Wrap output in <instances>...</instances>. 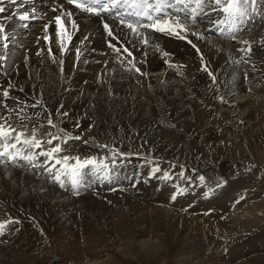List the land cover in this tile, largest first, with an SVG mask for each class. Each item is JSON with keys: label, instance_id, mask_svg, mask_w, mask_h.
<instances>
[{"label": "bare ground", "instance_id": "1", "mask_svg": "<svg viewBox=\"0 0 264 264\" xmlns=\"http://www.w3.org/2000/svg\"><path fill=\"white\" fill-rule=\"evenodd\" d=\"M24 2L26 5L20 7L6 5L8 11L1 15L27 9L35 17L21 22L12 15V21L4 25L10 37L9 59L0 70V92L8 89L9 108L16 109L18 100L20 107L28 105L24 114L39 115L33 127L45 126L50 114L63 135L81 136L61 144L72 153L82 141L103 140L122 147L128 155L119 156L122 164L112 158L114 164L105 174L98 175L91 166L83 170L84 181L76 185L70 177L61 176L63 186L53 179L56 171L62 172L61 166L56 165L50 173L41 166L43 156L0 162V223L4 224L0 264H119L116 257L103 258L113 244L120 247L119 257L132 264H151L152 260L157 264H235L232 262L245 256L240 247L230 253V261L218 260L207 251L203 235L217 229L235 234L262 223L261 196L249 197L248 202L243 201L245 206L232 213H220L215 205L211 212V203L221 201L227 191L210 190L205 197L208 188L199 189L188 177L170 176L161 167V160L187 148L208 159L239 157L243 149H249L248 144L253 146L252 136H234V130L250 122L253 131H264V59L254 53L258 49L264 57V0H256L255 5L247 6L246 15L235 18L221 10L229 0L220 6L213 0H205L202 6L185 0L167 9L176 16L195 10L196 23L189 31L180 32L186 43L175 34L150 30L153 33L145 35L143 28L137 36L118 22L105 19L119 38L117 43L107 36L97 17L78 8L59 0L56 5L49 0H18L20 5ZM58 15L60 26L55 20ZM224 20L227 22L218 27ZM23 23L28 26L23 27ZM46 36L51 40V53ZM110 40L121 48L119 53L108 46ZM61 42L65 44L63 52ZM121 45L133 55L124 52ZM247 52L250 58L243 64L242 55ZM253 64L261 66L259 73L254 72ZM209 73L216 77L215 82ZM221 97L225 101L221 102ZM37 101L39 106L31 107ZM65 112L67 115H62ZM7 115L8 110L0 106V116ZM12 116L16 125L15 112ZM46 129L52 133L49 126ZM47 138L46 134L41 140ZM242 139L243 144L239 142ZM89 184H94L89 191L73 197L78 185ZM112 187L114 191L107 194ZM190 203L196 206L185 210ZM31 204L37 210H30ZM21 205L32 216L17 224L8 222L14 208ZM203 206L210 212L200 214Z\"/></svg>", "mask_w": 264, "mask_h": 264}, {"label": "rangeland", "instance_id": "2", "mask_svg": "<svg viewBox=\"0 0 264 264\" xmlns=\"http://www.w3.org/2000/svg\"><path fill=\"white\" fill-rule=\"evenodd\" d=\"M178 10L179 8L177 9V11ZM181 12L183 11L181 10ZM150 30L152 29H145L144 30L145 35ZM149 33H153V32H149ZM240 35L243 36V33H240ZM179 40H182L184 41V43H186V39H179ZM254 53L261 56L262 60L264 59V57L262 56L263 54L260 52V50L256 49ZM249 55H250V52H247L245 55H242L243 64H245L244 59L250 58ZM253 57L255 58V56ZM249 60H252V59H249ZM204 66L206 67V65ZM253 68L256 69L254 72L259 73L261 70V66L259 64H253ZM179 73L183 75L190 74V73L185 74L184 72H179ZM244 83H246V81L243 82L242 85ZM231 98H234V97L230 96L229 99ZM223 101H225V99H223ZM223 101L221 100V102ZM230 102L233 103L234 100L232 99L230 100ZM29 116L33 117V121L32 120L25 121V123L28 124V135L31 136L32 130L35 129L36 138L42 139V137L48 133L46 132L48 131V129H46V126H48V124L45 123L46 125L45 126L43 125L44 127H41V126L39 127L38 125L36 127H33L36 125V123L34 122V119H37L36 117H39V115L37 114L36 116V113H35V115L30 114ZM53 124L56 125L55 128H52L50 126L49 127L52 129V133L56 132L57 134L58 130H61V129L57 127V124L55 123V121H53ZM243 126L244 124H242L241 126H238L234 130L233 134L234 136H238V137L240 136L241 138H243L244 136L243 133L245 134L247 133V135H251L253 146L248 144L247 146L249 147V149L248 150L243 149L244 152L239 154V157H234L233 155V156L224 157V158L208 159L204 157V155H202L201 152H198V150H194V149L191 150L190 148H187V150L183 152L176 153L175 157L174 156L172 157L164 156L161 160V167L166 168L167 171L170 173V176L172 173L176 177H182V178L188 177L189 179H192L193 181L196 182V184L194 182L195 185L200 186L199 189L202 186H205V188H208L207 190L204 191L205 197H208L207 193H210L209 192L210 190L215 191V192L221 191V190H223L222 192L227 191L226 193L223 194L221 201L215 200L213 203H211V208H209L211 212L215 211L216 209L215 207H218L220 209L221 211L220 213L224 212L225 214L229 212L232 213L233 211L237 209L240 210L243 206L246 205L245 203H243V201L248 202V198L254 195L261 196L260 199L264 201V131H261V130L253 131L254 128H252L250 122H246L245 128ZM29 127L31 130L29 129ZM29 130L31 132H29ZM59 134L63 136V132H60ZM116 140L117 138H113L114 142ZM239 142L243 144L244 139H242V141H239ZM247 143L248 141L246 142V144ZM91 144H94V145H91ZM100 145H107V147L106 148L100 147ZM112 145L110 146L107 142H104L103 140L102 141L100 140V142L94 141L90 143H84V141H82L81 145L75 149L77 150L76 152L73 151L72 153L70 149L69 150L67 149L68 151L66 150V152L61 153V155L67 154V155L79 156L81 158H89V157L95 158L97 161V166L100 168V170L96 172L98 175H102L103 172L105 174L107 171L110 170L109 169L110 165L114 164L112 161H110L112 158H116V161H115L116 163L120 162L119 164H122L123 161H118L119 156L124 158L125 155L126 156L128 155L127 153L124 152V149L122 147L119 148V146L114 147ZM44 148L47 149L48 147L45 146ZM113 153H118V154L114 156ZM70 162L75 163V161L73 160H70ZM104 163L108 165L107 170L103 168ZM93 176H94L93 174L89 176L90 181L93 180ZM97 177L98 176L95 175L94 179H96ZM107 180L108 178L105 179V182ZM83 181H84V178L82 176L79 179V183ZM93 185H90V184L81 185V186L78 185L76 187L77 189L74 190V193L76 192L77 193L73 195V197L79 198L80 195L84 194L83 192H86V190L89 191L90 188L93 187ZM79 187H82V190H79ZM84 187H86V189L83 190ZM112 188L114 191L115 188L114 187ZM113 191L108 190L106 193L107 194L112 193ZM196 194H197V191L194 192L193 196H195ZM78 195L79 197H75ZM173 197H175V193ZM34 206L35 205H33V207ZM195 206H196L195 203H190L189 206H186L184 208H186L185 210L189 211ZM33 207H30V210L32 211L37 210L35 209V207L34 208ZM205 207H204V210L203 209L200 210V214H206L210 212L208 209H205ZM200 208H202V206ZM29 216H32L31 212L25 210L24 206L21 205V206L14 208V210L12 211V214L8 217V220L11 221L12 223L17 224L18 221L24 219L25 217H29ZM76 219L79 220V216ZM204 234H206V236L203 235V240H204L205 246H207L206 247L207 251L210 250L209 252H211V254H213L218 260H222L223 262L230 261L228 260L230 259V255H231L230 253L234 251L236 248L239 249L241 247V249H243V254L245 256H242L243 258L241 257V259H238L237 262L234 261L232 263H235V264H238V263L239 264L240 263L241 264L242 263L243 264H258V263L264 264V221L262 223H258L254 227L243 228L235 234H230V233L224 232L219 229L214 230L212 232H205ZM206 239L208 240V242L210 241L212 242L207 243ZM219 240H221L222 243L219 242ZM107 249L109 250L105 251L103 258L111 259V258L116 257L118 258L119 264H132V262H130L129 260L119 257L120 256L119 252H121L119 251L120 249L119 246L113 244V245H110V247ZM151 264H157V263L156 261L152 260Z\"/></svg>", "mask_w": 264, "mask_h": 264}, {"label": "snow or ice", "instance_id": "3", "mask_svg": "<svg viewBox=\"0 0 264 264\" xmlns=\"http://www.w3.org/2000/svg\"><path fill=\"white\" fill-rule=\"evenodd\" d=\"M68 3H74L75 0H67ZM205 0H195L197 6H202ZM213 2L220 6L223 3V0H213ZM185 0H81L79 3H75L76 8L87 12L93 13L97 16H100L101 13L107 15L109 18H119L120 23L125 25L128 29L132 30L137 36H141L142 33L138 32V28L143 29H152L154 31L162 32L165 34H175L179 39H186V36L180 35V32H187L189 31L190 27L196 23L195 19V10L192 13H189L185 16H176L173 15L171 12H168L167 9L173 8L177 5L184 4ZM256 0H229L226 7H223L221 10L224 13H227L229 17L235 18L236 16L243 17L247 13V6L255 5ZM22 6L18 3V0H0V14H4L8 11L7 6ZM60 8H63V5H59ZM51 11L55 12L56 8H52ZM32 13L35 12L33 8L31 10ZM65 13H61L64 15ZM12 15L18 16V19L21 22L29 21L30 19L35 18L34 15L30 14L29 11H24L22 13H14ZM12 15L5 17L6 19H11ZM61 15L55 17L56 23L60 26ZM66 15L68 17L72 16L71 12H67ZM171 20V23H169ZM147 21L148 23H145ZM227 21H219V25L225 24ZM73 27H76L75 21H72ZM102 24L107 36L112 37V39L116 40L117 43H120L119 38L116 37L111 30L109 24L103 21ZM23 27H27V23L22 24ZM179 29L180 31H176ZM45 31H47V25H45ZM59 36V29L57 32ZM193 35H196L193 32ZM87 39V37H85ZM202 38V37H198ZM46 40H49V48L48 51L51 53V40L49 37H45ZM235 40L236 37L233 36ZM9 41L10 37L6 34L5 26L0 23V46L4 50L0 53V70L4 69L6 62L9 59L8 49H9ZM143 42L147 43V38L144 37ZM188 43L192 44V47L196 48V45L192 43L191 40ZM240 43L247 44L248 41H240ZM108 46L112 48L115 52L119 53L121 51L120 47H117L116 44H113L112 41H108ZM124 52H127L129 56H132L133 53L127 48L123 47ZM60 50L63 52L65 50V44L61 42ZM199 52V49L197 48ZM241 51H247V49H241ZM40 53L38 52L37 55ZM77 54H79V49H77ZM201 59L203 57L201 56ZM239 62V61H237ZM247 62V61H245ZM62 63V62H61ZM135 68V65H133ZM137 73H141L139 68H135ZM3 74H7L4 72ZM213 82H215L216 77L209 73ZM9 87H13V85H9ZM23 91V89H20ZM0 96L3 99H0V106L4 109L8 110L7 117L0 116V162L3 161H11L16 159L17 157H23L26 159L31 160L33 156H43L45 159L41 161V166L45 168V170L49 171L50 173L56 168V165H60L63 171H56L53 179L56 180L58 183H61V176H66L71 178V182L73 185L79 183V179L83 170L89 169L91 166V170L99 171L100 168L97 166V161L95 158H81L79 156L74 155H61V153L66 152V148L61 147V144L67 145L70 139L80 140L81 136H69L67 133L64 135H60V132L63 130H58L57 134L47 133L50 139L43 141L41 139L36 138V130L33 129L31 133V137H29L28 133V124L25 121H30L32 117L27 116L24 114L25 108L28 105H24V107H20L22 102L16 101V109L9 108L7 104V100L9 97L8 89H3L0 92ZM223 101V97L220 98ZM39 101L36 104L31 105V107L35 108L39 106ZM61 107H63L61 105ZM18 109V110H17ZM15 112L16 117V125L13 126L12 123V113ZM62 115L66 116L67 113H62ZM48 126L55 128L56 125L53 124L51 119V115L47 119ZM79 125L77 124V127ZM43 127V125H41ZM54 141H59L56 143L54 147L45 149L43 145L46 143L47 145H53ZM84 143H88V141H84ZM20 146V147H18ZM100 147H107V145H100ZM9 149H13L14 151H9ZM35 149H40L39 152H36ZM25 153H31V155H25ZM118 153H113V155H117ZM70 160L75 161V163H69ZM103 168L105 170L108 169V165L104 164ZM158 170V169H157ZM107 179V177H105ZM61 186L63 184L61 183ZM175 199V197H173ZM11 222V221H8ZM4 227L3 223H0V231H2Z\"/></svg>", "mask_w": 264, "mask_h": 264}]
</instances>
